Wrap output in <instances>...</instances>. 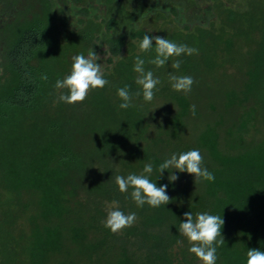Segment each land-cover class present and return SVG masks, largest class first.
<instances>
[{"label": "trees", "instance_id": "obj_1", "mask_svg": "<svg viewBox=\"0 0 264 264\" xmlns=\"http://www.w3.org/2000/svg\"><path fill=\"white\" fill-rule=\"evenodd\" d=\"M239 3L0 0L1 7H14L13 15L0 12V186L15 207L0 218L12 226L23 216L28 232L0 235V264H201L178 230L186 212L225 220L216 264H247L248 249L264 251V0ZM124 18L127 26L119 30ZM164 21L173 32L160 30ZM145 34L198 54L157 68L149 63L155 41L151 51L139 52ZM98 42L106 46L108 85L82 104L57 103L54 86L70 74L72 57L97 52ZM137 55L160 80L150 103L135 83ZM229 65L245 68L239 88L224 87ZM170 74L191 76V91H174ZM125 86L133 106L121 109L117 90ZM204 105L213 120L188 136V118ZM194 149L214 181L195 184L193 175L177 171L170 182L174 169L160 177L159 165L172 154ZM147 163L149 179L167 185L169 204L138 207L132 189L121 193L115 184L116 175L143 174ZM113 201L137 216L117 234L103 223ZM14 241L17 249L10 247Z\"/></svg>", "mask_w": 264, "mask_h": 264}, {"label": "clouds", "instance_id": "obj_2", "mask_svg": "<svg viewBox=\"0 0 264 264\" xmlns=\"http://www.w3.org/2000/svg\"><path fill=\"white\" fill-rule=\"evenodd\" d=\"M153 41H155L156 56L149 63L155 65L157 68L164 67L172 57H180L183 54L189 56L198 54V49L196 48L177 44L160 35L150 36L149 34H145L142 41L139 42V52L145 53L151 51ZM100 59L101 56L95 50H89L87 56L78 54L72 57L73 62L70 74L66 75L63 79H58L54 86L58 95L57 103L63 102L69 105L82 104L92 91L103 89L108 85L109 81L105 78L104 67L101 63H98ZM144 63L145 61L141 59L140 55H137L133 71L138 74L135 83L141 86L144 101L150 103L154 99L160 80L154 77L152 71H145ZM172 67L179 69L180 61H175ZM42 78L47 79V76L45 75ZM169 79L172 89L185 95L191 91L194 84V79L191 76L170 74ZM140 94V92H137L135 95L139 96ZM117 95L122 101L119 104V108L128 109L133 106V96L130 94L128 86L119 88ZM192 107L194 112L195 106L193 105ZM203 165L204 157L198 149L183 152L179 155L172 154L169 159H166L159 165L160 177L165 170L174 169L175 171L173 172L168 171L170 173V182L178 179V176L175 174L177 171L193 175L195 184L201 180L214 181V174ZM152 172V164L147 163L143 168V174H129L126 178L122 175H116L115 184L121 193H127L129 188H131V197L138 207H143L145 204L152 208L167 205L170 203L167 185L158 187L156 183H153L149 179ZM184 217L185 221L180 223L178 230L180 235L186 238L189 244V252L194 254L201 264H216L218 259L216 254L217 247L223 246L225 243L221 231L225 220L218 215H211L207 212L196 213L195 217L191 212H186L184 213ZM136 220L137 216L134 212L125 214L120 210L118 202L113 201L107 205V217L103 223L113 234H117L125 228L132 227ZM247 264H264V251L260 249H248Z\"/></svg>", "mask_w": 264, "mask_h": 264}, {"label": "rangeland", "instance_id": "obj_3", "mask_svg": "<svg viewBox=\"0 0 264 264\" xmlns=\"http://www.w3.org/2000/svg\"><path fill=\"white\" fill-rule=\"evenodd\" d=\"M258 0H241L242 4L246 3V5H250L253 4L254 2H256ZM219 2L222 5L225 6H229V7H233V8H237L240 5V0H219ZM8 6V4H7ZM14 7H1L0 6V12H4L5 14H12L13 15V9ZM100 8L102 9V12H106V8H104V6L100 5ZM121 21V20H120ZM157 25V24H156ZM155 25V26H156ZM127 26V22L124 18V20H122L120 22V25L118 27L119 30H123L125 29ZM154 26V27H155ZM159 26L160 30L162 31H168V32H173L174 31V25H172L171 23H165V21L163 23L159 22ZM214 26L218 27L219 26V20L215 19L214 20ZM155 29V28H154ZM153 29V31H154ZM158 30V29H157ZM228 31V29H225ZM154 35V34H153ZM98 45L100 46V49L97 50V54L101 56V59L98 61V63H101L102 66L104 67V70L107 66V62L106 59L108 57L107 53L104 52V50H106V46L104 44H100V42H98ZM245 51L246 49L243 48L242 50H240L241 55L243 57H245ZM241 55L236 57V60L238 62V64H242L241 61ZM106 57V58H105ZM245 71V68H239V66H231L229 65L226 69H225V74H224V78H223V82L225 83L224 87L226 86L227 88L229 87H235V88H239L244 81V76L243 73ZM220 73H222L223 77V71L222 70H218V74L220 75ZM197 109V114H191V116L188 118L187 121V135L188 136H193L196 135L204 126L205 122H209L211 120H213V113L210 114L209 112V107L207 105H204V107H198ZM254 133V132H253ZM1 175H0V183H1ZM12 202V195L10 194V192L1 187L0 186V212H4V211H14L15 207L13 206ZM26 220L25 218H23V216H19L16 221L15 224H13L12 226L6 225L3 222L2 217L0 218V235L2 236L3 240L7 239V232L6 229H23L25 231V233H28L27 230V226H26ZM17 232L14 231V234H16ZM13 234V233H12ZM17 239V238H16ZM18 241V239L16 240ZM16 241H14L13 243L10 244V247H13L14 249H17V246H19L20 244L16 243ZM22 244V243H21Z\"/></svg>", "mask_w": 264, "mask_h": 264}, {"label": "flooded vegetation", "instance_id": "obj_4", "mask_svg": "<svg viewBox=\"0 0 264 264\" xmlns=\"http://www.w3.org/2000/svg\"><path fill=\"white\" fill-rule=\"evenodd\" d=\"M98 1H100V0H98ZM117 1H118V0H117ZM103 2H104V1H101V2H99V3H101V5H102V4H104ZM105 3H106V2H105ZM97 5H98V4H97ZM121 21H122V20H121ZM136 22H137V21H135L134 23H136ZM137 25H140V23H139V24L137 23Z\"/></svg>", "mask_w": 264, "mask_h": 264}]
</instances>
